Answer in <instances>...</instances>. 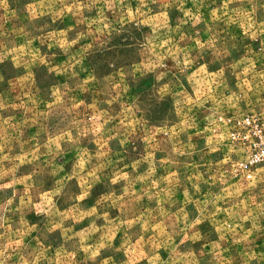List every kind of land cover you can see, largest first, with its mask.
Returning a JSON list of instances; mask_svg holds the SVG:
<instances>
[{"label": "rangeland", "instance_id": "374dc122", "mask_svg": "<svg viewBox=\"0 0 264 264\" xmlns=\"http://www.w3.org/2000/svg\"><path fill=\"white\" fill-rule=\"evenodd\" d=\"M252 115L264 0H0V264H264Z\"/></svg>", "mask_w": 264, "mask_h": 264}, {"label": "built area", "instance_id": "2783aa9c", "mask_svg": "<svg viewBox=\"0 0 264 264\" xmlns=\"http://www.w3.org/2000/svg\"><path fill=\"white\" fill-rule=\"evenodd\" d=\"M239 129L231 133V138L238 140L249 148L247 159L241 164L246 177L252 176V170L258 164L264 166V118L252 115L244 117Z\"/></svg>", "mask_w": 264, "mask_h": 264}, {"label": "crops", "instance_id": "0c3cea01", "mask_svg": "<svg viewBox=\"0 0 264 264\" xmlns=\"http://www.w3.org/2000/svg\"><path fill=\"white\" fill-rule=\"evenodd\" d=\"M254 186L255 187L252 188V191L255 194L257 190L259 192V196H261V198L263 199L262 203H264V178L263 179L258 178L255 181Z\"/></svg>", "mask_w": 264, "mask_h": 264}]
</instances>
